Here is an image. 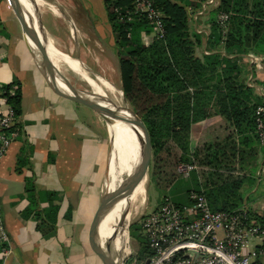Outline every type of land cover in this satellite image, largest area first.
Returning <instances> with one entry per match:
<instances>
[{
  "label": "crops",
  "instance_id": "1",
  "mask_svg": "<svg viewBox=\"0 0 264 264\" xmlns=\"http://www.w3.org/2000/svg\"><path fill=\"white\" fill-rule=\"evenodd\" d=\"M32 2L33 26L42 44L54 46L78 61L83 70L101 76V70L90 69L92 65L99 67L98 53L104 49L105 40L102 25L95 24L92 17L94 14L100 18L92 0ZM210 11L192 25L193 31L204 38V45L196 49L199 58L212 53L205 44L210 33ZM46 14L54 20L48 27L43 22ZM110 31L113 34L111 23ZM138 36L144 47L155 41L145 31ZM220 45L221 56L237 58L243 83L256 102L264 106V55L227 54L222 49L223 43ZM46 55L55 70L64 75L61 71L64 66L56 67L51 55L48 52ZM6 85L19 90L21 115L17 119L18 137L0 162V214L11 251L5 264H102L90 228L101 197L111 187L108 181L104 188L113 151L112 136L97 113L59 95L51 87L36 63L11 1L0 0V112L5 109L1 91ZM206 112L208 118L191 126L193 150L201 151L204 146L233 135L230 124L216 114L212 105ZM253 146L249 160L259 164V174L263 176L264 147L255 142ZM112 167L115 177V162ZM27 179L33 181L37 192V210H49L43 223L35 219L32 210L28 211L31 205L24 188ZM53 206L57 207L55 213L50 211ZM97 239L101 243L106 241L104 219L99 224Z\"/></svg>",
  "mask_w": 264,
  "mask_h": 264
},
{
  "label": "trees",
  "instance_id": "2",
  "mask_svg": "<svg viewBox=\"0 0 264 264\" xmlns=\"http://www.w3.org/2000/svg\"><path fill=\"white\" fill-rule=\"evenodd\" d=\"M157 5L164 15L166 35L163 41H154L151 46L144 47L138 35L141 31L151 33L147 22L116 23L112 10L124 6V2L104 1L117 50L120 90L148 133L153 156L151 180L156 182L158 178L160 167L157 160L160 155L173 148L180 153V163L198 161L202 166L213 169L209 178L217 182L208 184L206 181L203 191L212 210H244V193L241 190L246 178L250 182L255 179L258 166L256 161L249 160V152L254 148V142L259 145L254 113L260 104L243 83L242 67L237 64V58L221 56L218 47L223 43L222 49L227 54L253 52L264 55V0H219L218 7L210 11L208 19L210 33L205 44L212 53L202 58L196 56V49L204 45L203 34L190 29L187 13L189 6L198 8L199 5L193 0H157ZM219 12L230 15L224 36L215 23ZM129 28L130 38H127ZM9 87L6 85L3 89L7 91ZM7 98L19 117V90ZM210 105L230 124L233 135L204 146L201 151H194L190 146L191 126L208 118L206 108ZM223 168L229 171L238 168L248 171V174L242 178L231 175L222 178L220 171ZM195 184L199 188L197 181ZM24 188L31 205L29 213L32 210L35 219L43 223L49 210H37V192L32 180L27 179ZM170 197L176 205L187 203L179 195ZM49 201H52L51 195ZM50 211L55 213L57 207H51ZM246 211L264 225V214L251 209ZM139 246L137 254L148 257L150 253L143 241Z\"/></svg>",
  "mask_w": 264,
  "mask_h": 264
},
{
  "label": "built area",
  "instance_id": "3",
  "mask_svg": "<svg viewBox=\"0 0 264 264\" xmlns=\"http://www.w3.org/2000/svg\"><path fill=\"white\" fill-rule=\"evenodd\" d=\"M124 6L114 7L112 12L116 23L133 24L144 20L151 27L152 38L163 41L166 35L164 15L157 0H122ZM198 8L189 6V20L196 25L208 10L218 7L219 0H193ZM230 15L219 12L215 16L221 34L227 31ZM130 28L127 38H130ZM10 85L1 95L4 111L0 112V162L12 142L18 137V117L8 102L7 95H14ZM255 133L260 146L264 147V106L255 109ZM197 169L195 163L177 165L181 178H189ZM1 209V208H0ZM144 215V214H143ZM150 255L142 262L148 264H263L264 225L250 217L246 211H214L203 191L192 190L187 194V203L176 205L170 196L153 215L142 223ZM0 264H5L10 254V242L0 214ZM139 263V264H140Z\"/></svg>",
  "mask_w": 264,
  "mask_h": 264
},
{
  "label": "rangeland",
  "instance_id": "4",
  "mask_svg": "<svg viewBox=\"0 0 264 264\" xmlns=\"http://www.w3.org/2000/svg\"><path fill=\"white\" fill-rule=\"evenodd\" d=\"M92 4L95 7L94 11H96V13L99 14L100 18L94 16V14H92V17L93 18L95 17L94 18L95 24L102 25L103 27L102 31L105 40H104V49L102 50L101 53L97 52L98 60L100 64L99 67L96 68V66L92 65L90 69L94 71L101 70L100 71L102 74L101 76H103L109 82H112L116 87V89L119 90L120 79L118 72V61L116 57L117 50L115 47L114 36L113 34H111L110 31V22L106 16L107 14L104 8V0H92ZM189 19L190 18H188L190 29L193 30L192 25L194 24L190 22ZM43 22L46 25V27L54 24V20L50 17V15L47 14L44 15ZM198 22L199 20L197 21V23ZM91 54H93V52ZM59 66L62 67V64L60 63ZM61 71L64 74V76L69 80V82L72 85H74L76 88L81 90H88L87 84H85V82H83L79 76L70 72L66 67H63ZM85 72L88 76L90 77L93 76L89 72L87 71ZM119 91L121 92V90ZM179 158H180V153H178L173 148H169V151L163 152L160 155V158L157 160V164L158 167H160V169L157 170L159 172L157 174L158 178L155 182L151 180V170L153 164V156L151 150V157H150V162L148 163V170H147L146 183H145V190H146L145 200L144 202L136 201L130 204L128 207V210H131L133 215L129 227L127 229L130 254L124 260V264H139L140 262L144 261L147 258L144 255L137 254L140 249L139 245L142 243V241L144 243V246L147 247V242L143 230L141 228V223L146 217L153 215L158 209H160L163 203V198L171 195L173 196L179 195V198L183 201L185 200V197L189 193V192L186 193L187 191H192V190L204 191V185L206 181L208 184L210 182L213 183L217 182L216 179L209 178V175L213 173V169L210 167L208 168L202 166L198 161H194V163L197 166V169L191 172L189 178L187 179L181 178L177 172V165L180 163ZM256 170L257 171L255 174V179H253L252 182H250L248 180L249 178H246V182L241 190L242 193H244V208L251 209L254 212L257 211L258 213L260 212V214H264V175L262 176L261 174H259L261 173L259 164ZM262 170H264V167H262ZM118 173H119V165H118V161H116L115 174H114L116 180ZM220 173L223 174L222 178L228 177L230 175L235 178H242L243 176L248 174V171H241L238 168L233 169V171L232 170L229 171V169L226 170V168H223L220 171ZM196 181L198 183L201 182L204 185L198 184L199 185L198 188L195 184ZM156 183L158 186L156 185ZM130 198L131 196H129L128 200ZM112 222L110 225L111 237H112ZM131 224H133V226L130 227ZM110 233H109V240H110ZM260 260L264 264V257H261Z\"/></svg>",
  "mask_w": 264,
  "mask_h": 264
},
{
  "label": "water",
  "instance_id": "5",
  "mask_svg": "<svg viewBox=\"0 0 264 264\" xmlns=\"http://www.w3.org/2000/svg\"><path fill=\"white\" fill-rule=\"evenodd\" d=\"M10 1L19 18L22 32L32 49L36 63L51 87L59 95L92 109L106 122V124L108 123L102 114L103 111H109L114 115L123 118L125 121L129 122L135 130V140L137 142L135 147L138 154L137 163L131 172L124 176L113 190L107 194L104 193L101 197L100 205L90 228V237L101 263L115 264L110 246L107 245L105 241L101 243L97 239L98 227L105 214H107L121 200H127L129 196L133 194L135 188L140 184L141 178L147 176L148 163L150 162L151 157V145L147 130L143 122L126 102L122 92V100L125 104V108L116 106L113 100L99 97L93 92L91 93L90 90L76 88L64 75H60V73L55 70L44 51L42 40L34 29L30 11L24 6L21 8L17 0ZM26 3L29 9L32 8V0H26ZM124 113H128L131 118L125 117L123 115ZM121 264H124V261ZM140 264H148V261Z\"/></svg>",
  "mask_w": 264,
  "mask_h": 264
},
{
  "label": "bare ground",
  "instance_id": "6",
  "mask_svg": "<svg viewBox=\"0 0 264 264\" xmlns=\"http://www.w3.org/2000/svg\"><path fill=\"white\" fill-rule=\"evenodd\" d=\"M17 1L19 2L21 8L22 6H24L30 11L31 17L35 15L34 9H29L26 0ZM35 27L36 30H38V27ZM44 44V51L48 52L51 55L56 67H59V64L61 63L62 66L66 67L70 72L79 76L80 79L85 82V84H87L88 90H90L91 93L93 92L95 95L102 98L111 99L113 100L116 106L125 108V104L122 100V93L119 91L120 89H116L112 82H109L103 76H94L90 72L89 73L93 76H88L86 72L81 68L78 61L59 53L53 48L54 46H45ZM102 114L108 123L107 126L109 129V133L112 135V143H114L113 148L111 147L113 151L110 155L108 170L105 177L104 188L106 189L108 181L111 186L108 192H104L105 194H107L116 187V185L121 181V179H123L124 176L131 172V170L137 163L138 154L135 147L137 142L135 140V130L133 126L129 122L125 121L123 118L114 115L109 111H103ZM123 115L127 118H131L128 113H124ZM116 161H118L119 165V173L117 176V180L112 175V163H116ZM145 183L146 177L144 176L143 178H141L140 184L135 188L133 194L131 195V198L129 200L124 199L118 202L107 214H105L103 218L105 221L106 231L105 242L107 245L110 246L115 264H121L124 259H126L130 254L127 229L131 222L133 213L131 212V210H128V207L130 204L136 201L144 202L146 194ZM111 222L112 237L110 233Z\"/></svg>",
  "mask_w": 264,
  "mask_h": 264
}]
</instances>
